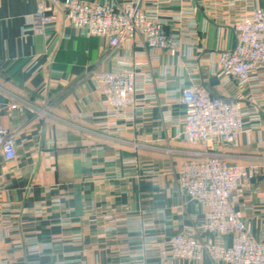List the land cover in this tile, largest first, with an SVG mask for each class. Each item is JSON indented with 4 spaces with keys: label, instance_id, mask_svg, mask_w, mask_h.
Returning <instances> with one entry per match:
<instances>
[{
    "label": "crops",
    "instance_id": "1",
    "mask_svg": "<svg viewBox=\"0 0 264 264\" xmlns=\"http://www.w3.org/2000/svg\"><path fill=\"white\" fill-rule=\"evenodd\" d=\"M37 2L0 0V121L17 148L13 160L0 152V264H227L208 256L159 260L182 232L232 243L231 235L202 233L205 207L180 191V164L160 153L189 148L176 133L185 118L182 89L193 83L245 103V131L218 150L232 163L255 166L235 204L264 241V70L247 83L216 77L219 54L237 42L232 21L264 0H142L180 41L174 56L138 46L139 39L112 52L108 37L70 24L61 5L42 32L28 31ZM120 57H131L151 81L127 123L109 116L93 82L94 71L117 66ZM194 66L197 74L189 75ZM107 122L126 129L114 132Z\"/></svg>",
    "mask_w": 264,
    "mask_h": 264
},
{
    "label": "built area",
    "instance_id": "2",
    "mask_svg": "<svg viewBox=\"0 0 264 264\" xmlns=\"http://www.w3.org/2000/svg\"><path fill=\"white\" fill-rule=\"evenodd\" d=\"M58 5L62 6L67 21L73 26L108 37L112 52L127 41L139 39L138 46L164 49L173 56L178 53L180 41L167 32L164 19L145 11L142 0L105 3L38 0L27 30L42 32L56 18ZM231 26L237 34V42L233 48L219 54L216 77L222 84L230 81L247 83L255 71L264 70V7H253L247 14L234 19ZM129 58L132 59L120 57L117 66L93 72L94 90L107 99L109 116L121 117L126 123L135 119L140 96L147 92L144 91L146 85L151 83L148 74L138 70L134 62L127 60ZM128 64L134 66L128 67ZM197 70L196 66L191 67L188 74L196 75ZM181 102L185 118L178 136L203 145L207 151L203 157L181 165L177 171L180 189L205 207L202 233L231 235L232 243L221 245L191 234H180L171 241V255L164 253L163 259L180 257L199 261L208 256L227 264H264V241L255 238L251 225L235 204L244 183L255 178L256 168L230 163L217 151L221 144L234 143L245 131V103L239 98L214 95L200 83L184 87ZM254 113L253 116L258 117V111ZM107 125L110 128L120 125L118 128L122 131L126 129L125 123L107 122ZM0 152L6 160L17 156L15 136L1 121ZM14 244L22 247L20 241Z\"/></svg>",
    "mask_w": 264,
    "mask_h": 264
},
{
    "label": "rangeland",
    "instance_id": "3",
    "mask_svg": "<svg viewBox=\"0 0 264 264\" xmlns=\"http://www.w3.org/2000/svg\"><path fill=\"white\" fill-rule=\"evenodd\" d=\"M218 80V79H217ZM237 82V81H236ZM215 95V94H214ZM218 96V95H217ZM225 98V97H224ZM120 126V125H119ZM118 126V127H119ZM117 126L116 127H113L112 129H114L115 131L114 132H120V131H122V130H120V128H118ZM112 132H113V130H112ZM176 137L177 138H182V137H179L178 136V133H176ZM188 145H189V148H172V147H167V148H162L161 150H160V153H168V155H170L173 159H174V164L177 166V165H179V167L177 168V169H175V171H176V176H177V171L179 170V168L181 167V165H183L184 163H186V162H188V161H190V160H193V159H196V158H201V157H203L204 155H205V147L203 146V145H200V144H193V143H190L189 141H188ZM199 146L200 147H202V148H200L199 150H198V148H199ZM189 149V150H188ZM188 153H187V152ZM207 151V150H206ZM208 151H210V150H208ZM217 151H219L218 149H217ZM204 153V154H203ZM219 153H221L220 151H219ZM226 157V156H225ZM230 163H232L228 158H226ZM176 181H177V185H178V188L180 189V186H179V183H178V176H177V179H176ZM180 191H181V189H180ZM183 193V192H182ZM183 194H185V193H183ZM185 195H187V194H185ZM188 196V195H187ZM189 198H191L190 196H188ZM191 199H193V198H191ZM193 200H195V199H193ZM196 201V200H195ZM200 204V203H199ZM204 207V206H203ZM109 219V221L110 222H115L116 221V219L115 218H112V217H110V218H108ZM115 228H113V229H110V230H114ZM180 234H188V235H190L189 233H185V232H182V233H179V234H177V235H175L174 237H176V236H178V235H180ZM205 234V233H204ZM192 235V234H191ZM216 235V234H215ZM192 236H195V235H192ZM173 237V238H174ZM172 238V239H173ZM172 239H171V241H172ZM171 241H170V248L168 249V250H164V251H162L161 253H160V257H159V260H160V262L161 263H164V262H167V261H172V260H174V259H185V258H180V257H172V258H170V259H163V257H164V253L165 254H167V255H171V250H172V247H171ZM15 247H19V246H16L15 245ZM30 247H35L37 250L40 248V250L41 249H43V248H50V246H45V245H40V247L38 248L37 246H30ZM37 253V252H36ZM39 253V252H38ZM186 260H191V259H186ZM193 261H196V260H193ZM223 261V260H222ZM225 262V261H224ZM26 264H39V261L37 260V259H29L28 261H27V263ZM47 264H67V261H64V260H59V261H50L49 263H47Z\"/></svg>",
    "mask_w": 264,
    "mask_h": 264
},
{
    "label": "water",
    "instance_id": "4",
    "mask_svg": "<svg viewBox=\"0 0 264 264\" xmlns=\"http://www.w3.org/2000/svg\"><path fill=\"white\" fill-rule=\"evenodd\" d=\"M215 80V83L217 82V80L216 79H213L212 81H214Z\"/></svg>",
    "mask_w": 264,
    "mask_h": 264
}]
</instances>
